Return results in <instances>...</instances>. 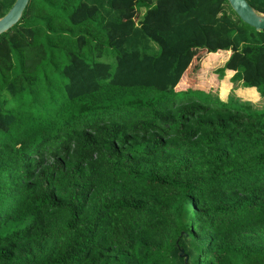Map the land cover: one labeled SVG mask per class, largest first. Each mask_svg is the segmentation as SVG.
<instances>
[{
    "label": "trees",
    "instance_id": "1",
    "mask_svg": "<svg viewBox=\"0 0 264 264\" xmlns=\"http://www.w3.org/2000/svg\"><path fill=\"white\" fill-rule=\"evenodd\" d=\"M130 3L28 0L0 34V264H264V29ZM220 51L260 109L176 88Z\"/></svg>",
    "mask_w": 264,
    "mask_h": 264
},
{
    "label": "crops",
    "instance_id": "2",
    "mask_svg": "<svg viewBox=\"0 0 264 264\" xmlns=\"http://www.w3.org/2000/svg\"><path fill=\"white\" fill-rule=\"evenodd\" d=\"M226 52H228L226 56L227 59L230 52ZM193 60L194 56L190 64H192ZM190 64L183 73L179 83L177 84V89H197L205 93H213L214 95L216 94L215 96L221 99V102L232 103L229 101L233 100L235 102L233 104H246L255 109H260L262 107V98L257 89L254 87H244L241 81H233L231 79L234 74L233 70H226L222 75V78L219 80L220 82L218 81V88L214 89L212 85L206 81L200 80V85L196 83L198 74H196V69H190ZM218 92L221 97L219 96ZM237 97H239L240 99H238Z\"/></svg>",
    "mask_w": 264,
    "mask_h": 264
},
{
    "label": "rangeland",
    "instance_id": "3",
    "mask_svg": "<svg viewBox=\"0 0 264 264\" xmlns=\"http://www.w3.org/2000/svg\"><path fill=\"white\" fill-rule=\"evenodd\" d=\"M160 8H161V5L159 7H157L152 13V15H153L152 17H153L155 22H160V17H159ZM144 11H145V8H142L140 10L137 9L134 6V0H131V3L129 5V7L127 8L125 14L123 15V18L124 19L130 18L135 22H139ZM222 55L224 57L219 56L216 59L211 58L209 60L203 58L204 56H202L196 62H193L191 64L190 69H196V74H198V77L196 79V83L198 85L201 84L200 80H203V81L210 83L214 89L218 88V81L222 78V75L226 71V70H224L223 73L219 72V69L222 68L224 61L226 59V56H227L226 51H222ZM235 86H236V84H235ZM218 94H219V92H218ZM219 96L221 97L220 94H219ZM222 97H224V96H222ZM237 98L240 99L239 97H237ZM227 105L229 107H232V108H238L239 107L238 105H232V103H228Z\"/></svg>",
    "mask_w": 264,
    "mask_h": 264
},
{
    "label": "water",
    "instance_id": "4",
    "mask_svg": "<svg viewBox=\"0 0 264 264\" xmlns=\"http://www.w3.org/2000/svg\"><path fill=\"white\" fill-rule=\"evenodd\" d=\"M27 3L28 0H15L10 9L0 17V34L20 19ZM228 3L242 22L258 31L264 29V13L256 11L247 0H228Z\"/></svg>",
    "mask_w": 264,
    "mask_h": 264
},
{
    "label": "clouds",
    "instance_id": "5",
    "mask_svg": "<svg viewBox=\"0 0 264 264\" xmlns=\"http://www.w3.org/2000/svg\"><path fill=\"white\" fill-rule=\"evenodd\" d=\"M230 52V51H229ZM228 58V57H227Z\"/></svg>",
    "mask_w": 264,
    "mask_h": 264
}]
</instances>
